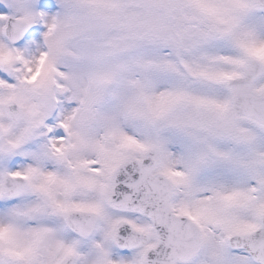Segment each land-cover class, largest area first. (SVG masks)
Returning a JSON list of instances; mask_svg holds the SVG:
<instances>
[{
  "label": "snow or ice",
  "instance_id": "1",
  "mask_svg": "<svg viewBox=\"0 0 264 264\" xmlns=\"http://www.w3.org/2000/svg\"><path fill=\"white\" fill-rule=\"evenodd\" d=\"M0 264H264V0H0Z\"/></svg>",
  "mask_w": 264,
  "mask_h": 264
}]
</instances>
